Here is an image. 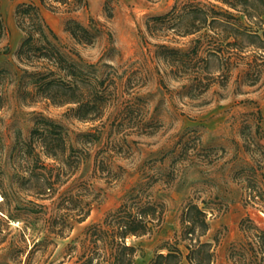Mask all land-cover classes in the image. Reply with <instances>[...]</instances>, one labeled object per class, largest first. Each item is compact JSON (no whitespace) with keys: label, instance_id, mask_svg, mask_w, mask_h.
Listing matches in <instances>:
<instances>
[{"label":"rangeland","instance_id":"374dc122","mask_svg":"<svg viewBox=\"0 0 264 264\" xmlns=\"http://www.w3.org/2000/svg\"><path fill=\"white\" fill-rule=\"evenodd\" d=\"M31 1L41 5L59 40L106 79L112 98L102 117L88 120L70 103L24 102L9 84L0 107V264H82L90 254L95 264L94 249L103 253L110 244L85 238L86 227L101 222L138 185L166 209L151 231L127 238L136 248L134 264H156L176 243L189 202L205 209L209 228L201 240L213 244L212 264H224L231 242L243 236V219L264 228L262 50H239V42L252 38L224 23L182 35L173 25H154L152 17L176 4L211 1L238 18L223 15V21L261 33L264 14L251 18L218 0H88L74 10L51 0H1L7 35L0 40V67L17 69L24 31L16 8ZM69 19L86 26L92 42H78L66 29ZM168 47L188 54L177 59ZM252 65L262 68L256 78ZM38 114L61 123L73 146L68 153L82 156L62 170L58 191L42 198L32 162L21 151ZM81 193L90 212L64 227L62 201ZM189 241L179 242L185 253Z\"/></svg>","mask_w":264,"mask_h":264},{"label":"trees","instance_id":"16d2710c","mask_svg":"<svg viewBox=\"0 0 264 264\" xmlns=\"http://www.w3.org/2000/svg\"><path fill=\"white\" fill-rule=\"evenodd\" d=\"M48 1L41 0L42 3ZM51 1L65 4L69 10L88 5V0ZM218 1L243 11L251 18L259 17L262 20L264 0ZM108 3L109 0H106V4ZM50 5L55 7L53 3ZM223 15L238 20L231 11L218 6L216 2L191 1L174 5L169 12L153 16L152 21L154 25L166 23L173 25L174 30L182 35L204 27L213 28L216 23H224L232 33L239 31L252 38L239 42L237 46L239 50L243 51L252 45L263 51L260 54L264 58V28L261 33L251 31L247 26L241 29L229 19L223 21L221 18ZM16 17L18 25L24 31V37L16 52L17 69L11 66L0 67V107L7 99L9 84H12L16 95L24 102L48 100L60 105L70 103V110L83 119L102 117L112 98L106 79L98 78L93 70L86 67L83 56L77 50L67 48V45L59 40V35L47 22L39 3L35 1L19 3ZM66 29L78 39V42H92L89 29L77 20L69 19ZM6 35L7 26L0 7V40ZM3 49L7 51L8 46L5 45ZM167 49L177 59L188 54L177 47ZM251 69L255 73V78L262 70L261 67L253 65ZM69 147L73 146L66 138L63 125L43 114H38L30 140L23 142L21 147V151L32 162L33 181L38 197L54 195L62 179V170L82 161V156L76 158L71 156L72 153H68ZM43 155L54 161H46ZM4 195L6 197V192ZM35 203L41 205L34 201ZM62 204L65 209L62 212L64 227L70 225V218L84 220L91 208L86 193L68 195ZM165 209V203L149 195L143 185L130 189L115 210L109 212L101 222L89 224L84 231L85 238H90L94 244L101 240L103 244H110L109 250L103 253L94 249L97 255L95 264H134L133 255L136 248L128 243L127 238L151 231ZM241 226L243 236L231 242L224 264H264V228L247 219L242 220ZM208 228L205 209L197 203L189 202L182 214V230L177 235L176 243L168 244L166 253L158 254L156 264H187L185 258L189 264H212L215 257L213 244L211 241L201 240V235L205 234ZM185 239L191 240L186 242L189 249L186 253L179 246V242ZM92 261L93 254H90L82 264H91Z\"/></svg>","mask_w":264,"mask_h":264}]
</instances>
